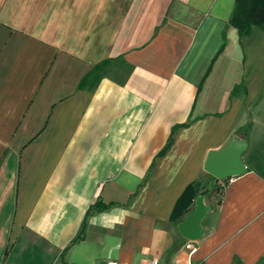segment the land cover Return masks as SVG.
I'll use <instances>...</instances> for the list:
<instances>
[{
  "label": "crops",
  "instance_id": "crops-1",
  "mask_svg": "<svg viewBox=\"0 0 264 264\" xmlns=\"http://www.w3.org/2000/svg\"><path fill=\"white\" fill-rule=\"evenodd\" d=\"M69 1L0 0V264H264V33L228 25L234 0ZM232 138L246 172L212 208Z\"/></svg>",
  "mask_w": 264,
  "mask_h": 264
},
{
  "label": "water",
  "instance_id": "water-1",
  "mask_svg": "<svg viewBox=\"0 0 264 264\" xmlns=\"http://www.w3.org/2000/svg\"><path fill=\"white\" fill-rule=\"evenodd\" d=\"M247 143L241 139L232 138L224 148L210 152L204 162L203 170L217 181L229 180L243 175L246 168L242 157L247 151ZM207 210L202 205V199L197 198L195 208L180 222L178 231L188 241L195 242L202 236L200 222Z\"/></svg>",
  "mask_w": 264,
  "mask_h": 264
},
{
  "label": "trees",
  "instance_id": "trees-1",
  "mask_svg": "<svg viewBox=\"0 0 264 264\" xmlns=\"http://www.w3.org/2000/svg\"><path fill=\"white\" fill-rule=\"evenodd\" d=\"M228 25L237 30L241 39L249 36L254 28L264 33V0H234V7ZM106 65L107 63L104 62L96 67L95 70H102ZM170 145L171 139L165 150H167ZM226 182L227 180L223 181L224 184ZM221 190L222 187L218 184V181L211 178L205 188V196L212 203V208L218 205L217 194H219ZM194 198L195 195L190 185L185 189L175 204L170 218L172 222L178 221V219L190 209Z\"/></svg>",
  "mask_w": 264,
  "mask_h": 264
},
{
  "label": "rangeland",
  "instance_id": "rangeland-1",
  "mask_svg": "<svg viewBox=\"0 0 264 264\" xmlns=\"http://www.w3.org/2000/svg\"><path fill=\"white\" fill-rule=\"evenodd\" d=\"M24 1L26 4H28L31 0H24ZM81 2L82 1H73V2L69 1L68 2V0H64L63 3H64V6L69 7L70 10H74L77 8L76 4H78V3L80 4ZM68 3H69V5H68ZM137 3H139V2H136V1L134 2V4L132 5L133 8H136ZM120 4H122V3L120 2ZM133 18L134 17H132V19ZM55 19H57V18H55ZM76 19H77V17H75V16L70 18V20H73V21H75ZM123 31L120 33V35H119L120 37H121V35L123 36L125 34V33H123ZM136 43H138V41ZM127 71H128V69L126 67H124L121 64L119 58L116 57V58L110 60L109 66L107 68H105V70L103 72H104V75H106L107 77H110V78L119 82V81H122L124 79V77L127 74ZM252 152H255V151L252 150ZM258 154L261 156L263 155V153H260V152H258ZM218 197H219V194H217V198Z\"/></svg>",
  "mask_w": 264,
  "mask_h": 264
},
{
  "label": "built area",
  "instance_id": "built-area-1",
  "mask_svg": "<svg viewBox=\"0 0 264 264\" xmlns=\"http://www.w3.org/2000/svg\"><path fill=\"white\" fill-rule=\"evenodd\" d=\"M185 248H186V250H192L193 246H192L191 243H189V244H187V245L185 246ZM107 264H117V263H116V262H108ZM149 264H156V262H151V263H149Z\"/></svg>",
  "mask_w": 264,
  "mask_h": 264
}]
</instances>
